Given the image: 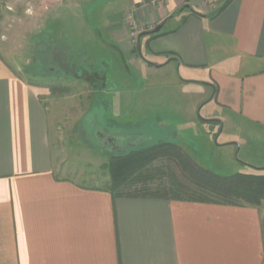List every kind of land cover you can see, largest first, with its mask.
Wrapping results in <instances>:
<instances>
[{
  "label": "crops",
  "instance_id": "crops-1",
  "mask_svg": "<svg viewBox=\"0 0 264 264\" xmlns=\"http://www.w3.org/2000/svg\"><path fill=\"white\" fill-rule=\"evenodd\" d=\"M227 2L50 5L64 12L71 43L86 47L101 84H121L129 64L145 100L164 108V127L202 132L231 159L264 133V0H232L222 10ZM162 24L163 35L139 39ZM122 98L136 111V92ZM50 127L40 89L0 58V264H264L260 207L114 198L106 187L58 175ZM224 135V145L213 144ZM182 146L206 167L199 151Z\"/></svg>",
  "mask_w": 264,
  "mask_h": 264
},
{
  "label": "rangeland",
  "instance_id": "rangeland-1",
  "mask_svg": "<svg viewBox=\"0 0 264 264\" xmlns=\"http://www.w3.org/2000/svg\"><path fill=\"white\" fill-rule=\"evenodd\" d=\"M51 1L1 3L0 58L8 63L12 73L29 79L40 89L51 120V144L59 176L108 188L106 167L111 159L136 148L166 142L199 151L206 167L218 175H264V169L257 170L264 168L263 132L247 138L248 143L244 141L243 148L236 150L235 159H230L228 149L214 150L215 145H209L202 132L189 127L187 132H177V127L171 124L164 127L160 123L165 119L164 108L159 101L145 100L143 81L131 79L135 76L129 64L122 83L115 86L103 85L90 74V67L96 65L94 59L88 57L86 47L79 42L71 43L65 14L52 10ZM128 24L138 30L136 22ZM130 32L131 43L136 45L138 35L135 37L134 31ZM127 69L132 73L128 74ZM128 92L137 94L136 111L129 107L132 101L121 99ZM197 113L207 124L202 113ZM215 138L212 139L216 146L224 145L228 139L224 135L217 143ZM259 207L264 223V200Z\"/></svg>",
  "mask_w": 264,
  "mask_h": 264
},
{
  "label": "trees",
  "instance_id": "trees-1",
  "mask_svg": "<svg viewBox=\"0 0 264 264\" xmlns=\"http://www.w3.org/2000/svg\"><path fill=\"white\" fill-rule=\"evenodd\" d=\"M231 1L228 0L222 10ZM59 75L63 76L60 71ZM106 169L108 191L114 198L234 207H259L264 200L263 174L218 175L200 165L182 145L169 142L121 154L111 159Z\"/></svg>",
  "mask_w": 264,
  "mask_h": 264
},
{
  "label": "water",
  "instance_id": "water-1",
  "mask_svg": "<svg viewBox=\"0 0 264 264\" xmlns=\"http://www.w3.org/2000/svg\"><path fill=\"white\" fill-rule=\"evenodd\" d=\"M163 27H164V24L158 26L155 30L142 32V33L139 35V39H141L143 36L156 35V34H158V33L161 32V30L163 29ZM156 67H160V65H156Z\"/></svg>",
  "mask_w": 264,
  "mask_h": 264
},
{
  "label": "built area",
  "instance_id": "built-area-1",
  "mask_svg": "<svg viewBox=\"0 0 264 264\" xmlns=\"http://www.w3.org/2000/svg\"><path fill=\"white\" fill-rule=\"evenodd\" d=\"M54 1H56V2H61V1H63V0H54ZM132 24L134 23V21L133 20H131L130 21ZM131 27V26H130ZM132 30L134 31V36L136 37L137 35H138V33H137V31H136V26L134 25V26H132Z\"/></svg>",
  "mask_w": 264,
  "mask_h": 264
},
{
  "label": "flooded vegetation",
  "instance_id": "flooded-vegetation-1",
  "mask_svg": "<svg viewBox=\"0 0 264 264\" xmlns=\"http://www.w3.org/2000/svg\"><path fill=\"white\" fill-rule=\"evenodd\" d=\"M54 70V69H53ZM117 148V147H116Z\"/></svg>",
  "mask_w": 264,
  "mask_h": 264
}]
</instances>
